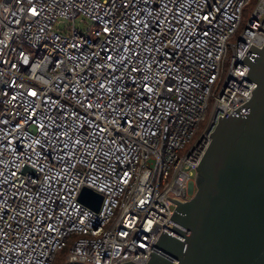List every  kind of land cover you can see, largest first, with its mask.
<instances>
[{
	"label": "built area",
	"instance_id": "1",
	"mask_svg": "<svg viewBox=\"0 0 264 264\" xmlns=\"http://www.w3.org/2000/svg\"><path fill=\"white\" fill-rule=\"evenodd\" d=\"M253 1L0 0V264L176 261L155 245L185 239L168 222L189 234L168 196L193 197L219 117L258 85Z\"/></svg>",
	"mask_w": 264,
	"mask_h": 264
},
{
	"label": "water",
	"instance_id": "2",
	"mask_svg": "<svg viewBox=\"0 0 264 264\" xmlns=\"http://www.w3.org/2000/svg\"><path fill=\"white\" fill-rule=\"evenodd\" d=\"M257 82L252 97L219 117L212 141L199 162L196 191L177 206L156 242L167 256L151 251L147 264H264V45L252 44L243 58ZM80 199L99 210L103 197L84 188ZM122 264H137L132 260Z\"/></svg>",
	"mask_w": 264,
	"mask_h": 264
},
{
	"label": "rangeland",
	"instance_id": "3",
	"mask_svg": "<svg viewBox=\"0 0 264 264\" xmlns=\"http://www.w3.org/2000/svg\"><path fill=\"white\" fill-rule=\"evenodd\" d=\"M255 1H253L251 4H249L245 8L244 15H243V21H242L243 26L246 24V22L248 21L250 15H251V12L255 6V4H254ZM73 23H74L73 20L61 19L60 21L57 22L56 28L61 30V31H68V29L73 26ZM75 23H76V27H78L82 30L86 29L89 25V22L81 16L76 19ZM63 254H64V252H62L61 255L58 256V260H61V257Z\"/></svg>",
	"mask_w": 264,
	"mask_h": 264
}]
</instances>
